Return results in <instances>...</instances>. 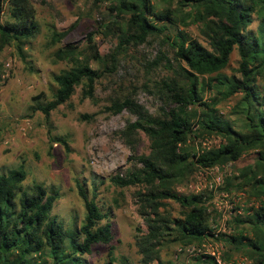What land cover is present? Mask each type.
Instances as JSON below:
<instances>
[{
    "label": "trees",
    "instance_id": "16d2710c",
    "mask_svg": "<svg viewBox=\"0 0 264 264\" xmlns=\"http://www.w3.org/2000/svg\"><path fill=\"white\" fill-rule=\"evenodd\" d=\"M102 1L92 0V6L98 8ZM165 1L109 0L108 14L96 19L81 41L65 43L53 52L55 61L69 66L52 75V99L31 108L47 116L78 85L81 98L92 97L95 81L115 66L116 56L127 46L160 37L170 55L159 51L144 62L148 70L159 65L166 70L148 91L160 102L156 110L149 112L131 94L115 98L105 107L111 114L125 109L134 116L118 131L131 152L132 167L114 173L109 180L119 187L138 186L137 210L146 228L134 235L140 261L169 264L159 258L166 241L199 246L205 237L219 235L227 237L235 249L241 247L250 264H264V203L234 216L235 232L214 234L204 193L177 190L196 170L233 162L245 151L255 150L253 163L227 177L225 187L264 196V94L256 83V77L264 74V0H176L174 7L155 4ZM3 3L0 0V13ZM23 10L13 22H0V52L12 45L20 58L24 40L34 34L32 14ZM253 17L257 20L255 32L247 29ZM188 24H195L205 45L177 28ZM168 25L175 26L174 33L167 32ZM67 31L53 33L51 40H59ZM96 34L115 38L114 46L100 54ZM233 49L237 66L227 74L222 70ZM1 68L0 62V72ZM205 90H213L218 97L203 99ZM237 94V102L229 109L237 118L223 117L217 103ZM139 133L147 139L145 153L136 152ZM213 135L221 139L218 144L200 146L198 141ZM55 140L65 145L63 139ZM24 177L21 165L0 174V264H85L81 255L88 254L93 244L110 242L109 223L99 224L107 213L99 209L93 195L88 197L81 183L76 181L75 187L84 215L77 227L69 229L49 215L56 191L35 183L27 194L20 184ZM163 200L175 202L179 215L162 212ZM204 256L207 264H218L212 256ZM228 260V254L224 255L223 261ZM112 261L109 256L107 264Z\"/></svg>",
    "mask_w": 264,
    "mask_h": 264
},
{
    "label": "rangeland",
    "instance_id": "374dc122",
    "mask_svg": "<svg viewBox=\"0 0 264 264\" xmlns=\"http://www.w3.org/2000/svg\"><path fill=\"white\" fill-rule=\"evenodd\" d=\"M175 1L155 4L174 7ZM108 4L109 0H104L95 8L92 0H4L0 22H13L26 9L32 14L34 34L24 40L23 58L17 55L12 45L4 46L0 52V174L21 165L25 177L20 184L27 194H31L35 183L48 191L55 190L57 195L49 215L69 229L74 225L77 227L84 215L82 200L76 193L75 182L78 181L88 197L93 195L99 209L107 213V218L99 224L107 221L112 235L108 244H93L88 254L81 255L83 262L107 264L111 256L113 261L110 264H142L134 240L135 234L146 231L137 210L135 191L138 186L119 187L109 180L114 173L122 174L132 167L133 161L128 158L131 152L118 131L126 122L134 120V116L125 109L111 114L105 107L115 98L131 94L149 112L156 110L160 102L148 91L166 70L161 65L148 70L144 62L153 59L159 51H165L169 56L166 44L160 37H155L127 46L116 56L115 66L107 68L110 69L107 74L95 81L90 98H81L78 85L70 98L50 110L47 116L31 108L36 103L44 104L52 99L55 89L52 75L69 66L64 61H55L53 52L65 43L81 41L84 34L93 29L94 21L108 14ZM256 25L257 20L253 17L247 29L255 32ZM177 26L205 45L195 24ZM63 30L68 31L62 38L51 40L53 33ZM167 32L174 33L175 26L168 25ZM95 39L100 54L108 52L115 44V38L110 36L96 34ZM237 61L238 55L233 49L222 71L231 73ZM91 65L96 66L95 63ZM203 79L206 80V76ZM256 83L264 94V74L256 77ZM213 95V90H205L202 98ZM238 96L217 103L223 117L237 118L229 113V109L237 102ZM55 138L63 139L65 145ZM219 141L221 139L213 135L198 142L202 147L214 146ZM198 142H194L195 148L199 147ZM254 151H245L233 162L198 169L188 182L177 187L182 193H204L209 210L208 222L214 234L235 232L234 216H242L249 212L248 208L264 203V196L255 197L248 189L225 187L227 177L235 175L239 167L253 163ZM136 152H147V139L143 133H139ZM231 182L233 184L234 180ZM163 202L162 212L179 215L180 207L175 202ZM216 237H205L199 246L166 241L159 251V258L169 264H207L204 255H210L218 264H250L251 260L241 247L235 249L225 236ZM226 254L229 260L225 262L223 256Z\"/></svg>",
    "mask_w": 264,
    "mask_h": 264
}]
</instances>
